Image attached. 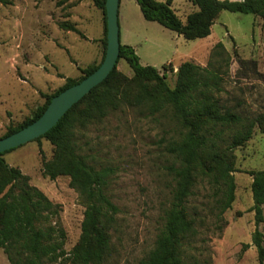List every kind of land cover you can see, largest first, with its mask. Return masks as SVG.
<instances>
[{
	"label": "rangeland",
	"instance_id": "obj_1",
	"mask_svg": "<svg viewBox=\"0 0 264 264\" xmlns=\"http://www.w3.org/2000/svg\"><path fill=\"white\" fill-rule=\"evenodd\" d=\"M172 9L184 21L195 7L190 0H172ZM60 23L74 26L77 32L62 29ZM118 29L119 44H130L141 66L160 73L169 63L174 70L183 62L207 66L213 46L220 42L229 55L228 67L218 68L223 78L221 105L251 117L264 112V21L260 17L222 11L207 37L185 40L157 22L146 21L136 0H120ZM103 38V14L92 0H0V136L7 127L29 118L43 104V95L56 91L67 78L78 79L80 69L99 63ZM239 59L253 61L256 72L251 65L240 67ZM116 69L132 76L122 59ZM166 82L173 88L175 75L170 71ZM175 138L176 125L168 114L124 105L76 133L80 153L88 162L96 169H110L107 194L118 208L109 232L110 252L100 264H138L153 248L163 210L170 202L173 181L168 167L173 160L166 147ZM51 155V145L41 139L16 147L2 158L58 205L64 248L69 251L79 239L84 207L68 177L42 176L41 163ZM234 156L235 199L222 220L211 208L213 193L207 185H197L189 198L198 219L197 233L184 247L187 262L257 264L256 249L242 250V246L251 244L255 230L249 212L253 200L248 172L264 170V133L254 128L251 139L234 150ZM262 214L264 218V206ZM258 230L264 246V223ZM0 264H9L1 250Z\"/></svg>",
	"mask_w": 264,
	"mask_h": 264
},
{
	"label": "trees",
	"instance_id": "obj_2",
	"mask_svg": "<svg viewBox=\"0 0 264 264\" xmlns=\"http://www.w3.org/2000/svg\"><path fill=\"white\" fill-rule=\"evenodd\" d=\"M190 1L195 10L181 21L172 9V0H136L146 21L157 22L185 40L207 37L222 11L251 14L264 21V0ZM92 2L103 14L100 62L80 69L78 79L67 78L56 91L43 95V104L20 124L7 127L0 139L38 119L52 97L79 83L100 65L106 46L105 0ZM59 27L77 32L69 24L60 23ZM120 59L131 69V77L116 69ZM117 62L109 75L74 104L55 126L33 140L45 139L52 147L51 158L41 163L42 176L50 180L68 177L70 188L84 207L79 239L71 250L64 248L65 233L59 222L58 205L30 185L28 176L5 163L2 155L8 151L0 154V250L9 264H100L109 255V232L114 229L118 213L107 194L111 171L96 169L88 162L80 153L76 133L102 121L123 105L150 114H168L176 125V138L166 147L173 160L168 167L173 181L170 202L163 210L153 248L138 264H198L184 259V247L197 233L198 215L188 204L197 185L211 188V208L217 218L221 219L234 202V150L251 139L254 128L264 133V112L251 117L221 105L218 96L223 90V78L218 68L229 65V55L223 45L219 42L213 46L204 67L183 62L174 70L169 63L162 66L160 73L153 67L141 66L133 49L125 45H119ZM238 64L244 68L251 65L250 69L256 72L253 61L239 59ZM169 71L175 75L173 88L166 82ZM248 174L253 200L249 212L253 213L255 230L251 244H244L242 250L253 246L257 264H264L263 235L258 230V225L264 223V170Z\"/></svg>",
	"mask_w": 264,
	"mask_h": 264
},
{
	"label": "water",
	"instance_id": "obj_3",
	"mask_svg": "<svg viewBox=\"0 0 264 264\" xmlns=\"http://www.w3.org/2000/svg\"><path fill=\"white\" fill-rule=\"evenodd\" d=\"M119 0H105L104 17L106 23V46L100 65L79 83L66 88L52 97L41 114L31 124L0 139V154L19 147L44 135L59 119L94 87L99 85L114 69L119 56L118 29Z\"/></svg>",
	"mask_w": 264,
	"mask_h": 264
},
{
	"label": "crops",
	"instance_id": "obj_4",
	"mask_svg": "<svg viewBox=\"0 0 264 264\" xmlns=\"http://www.w3.org/2000/svg\"><path fill=\"white\" fill-rule=\"evenodd\" d=\"M121 44V43H120ZM124 45H128V46H130L131 47V45L130 44H124Z\"/></svg>",
	"mask_w": 264,
	"mask_h": 264
}]
</instances>
